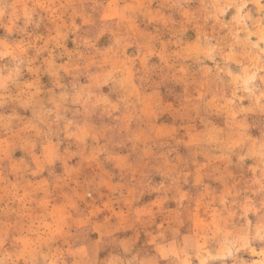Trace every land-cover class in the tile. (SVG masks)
Listing matches in <instances>:
<instances>
[{
  "label": "rangeland",
  "instance_id": "374dc122",
  "mask_svg": "<svg viewBox=\"0 0 264 264\" xmlns=\"http://www.w3.org/2000/svg\"><path fill=\"white\" fill-rule=\"evenodd\" d=\"M0 264H264V0H0Z\"/></svg>",
  "mask_w": 264,
  "mask_h": 264
}]
</instances>
